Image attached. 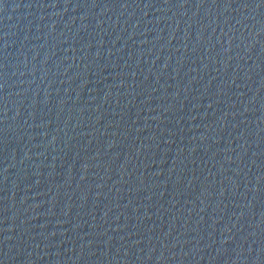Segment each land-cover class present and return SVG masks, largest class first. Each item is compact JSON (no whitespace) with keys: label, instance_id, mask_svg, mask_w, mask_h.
<instances>
[{"label":"water","instance_id":"95a60500","mask_svg":"<svg viewBox=\"0 0 264 264\" xmlns=\"http://www.w3.org/2000/svg\"><path fill=\"white\" fill-rule=\"evenodd\" d=\"M0 264H264V0H0Z\"/></svg>","mask_w":264,"mask_h":264}]
</instances>
